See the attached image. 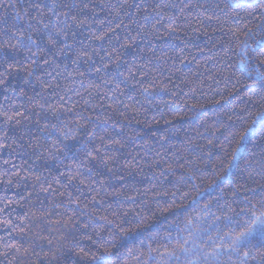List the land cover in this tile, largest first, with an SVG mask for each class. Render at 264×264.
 <instances>
[{"label":"snow or ice","instance_id":"obj_1","mask_svg":"<svg viewBox=\"0 0 264 264\" xmlns=\"http://www.w3.org/2000/svg\"><path fill=\"white\" fill-rule=\"evenodd\" d=\"M0 12V264H264V111L209 128L195 103H177L210 29L221 67L264 107V0H0ZM141 97L170 111L150 122ZM161 120L170 127H152ZM137 176L162 205L154 225L140 227L150 208L113 209L147 203L124 193ZM55 209L53 237L42 222Z\"/></svg>","mask_w":264,"mask_h":264},{"label":"trees","instance_id":"obj_2","mask_svg":"<svg viewBox=\"0 0 264 264\" xmlns=\"http://www.w3.org/2000/svg\"><path fill=\"white\" fill-rule=\"evenodd\" d=\"M9 16L11 15V10L9 9ZM3 13L0 12V16H2ZM209 23H215L209 22ZM205 31L208 33L207 35L200 34L196 38V43L199 45V50L193 49L195 54L197 55L196 60H192L190 68H184L183 73H179L178 75H184L185 83L181 84L180 87L184 89V93H187V95L180 94L179 99L177 100V103L179 104L182 100H187L189 103H195L197 105L196 111L202 112L203 115L201 117V121H206L207 126L209 128H212V125L214 122L219 118L220 120L227 121V117L229 115L233 116V119H236V113H241L242 109H247L248 111L243 113L245 117H248V114L251 113L252 117H254L255 113L258 111H264V107H257L255 105V101L257 100V96L253 94L252 92L247 91L246 85L249 84V81L243 80L241 77V74L239 71H236L235 68L232 69H224L221 67V64L223 63L222 57L223 52L218 50L219 47V32H213L210 29H205ZM241 39H243V36H241ZM179 43V41H176ZM188 59H191L189 57ZM235 73V75H233ZM186 74V75H185ZM219 79V83H216V79ZM255 87V86H254ZM239 90V91H238ZM236 96H233L232 93H237ZM252 96V102H248V96ZM87 98V97H86ZM74 99H78V97H74ZM163 101H168L169 99H175L174 97H170L168 94H162ZM141 100L144 104V109H141V112L144 116L148 118V120L151 122L152 120V114L155 112V109L157 106L160 108H163L165 112L170 111V108L165 105L164 103H159L161 100V97H157L156 101H153L151 98L144 100L143 97H141ZM220 101V103H215V101ZM147 109V111H145ZM189 116L194 115V113L190 112L188 113ZM157 118H159L157 114ZM251 118V117H249ZM70 119V116H69ZM201 121H197L196 124L193 125H185L184 129H187L189 131V134H195V129L200 126ZM240 123L239 121L237 122ZM152 127H160L161 129H168L170 126L165 124L163 120L160 121V124L157 126L154 123L152 124ZM184 129L181 130V132L178 134V137L173 138V145L176 148L181 147V141L184 139ZM203 130V129H201ZM214 131V129H212ZM217 136H219V133H216ZM222 139V138H221ZM224 147H228L226 144ZM221 148L219 145L214 149V152H220ZM169 155H171V152H169ZM148 169H145V172H147ZM238 175V173H237ZM171 179V177H170ZM211 179L210 174L204 178V182L201 183V181H197V183L201 184L200 191H203L205 187H207L208 181ZM144 180L143 183H138L137 181ZM135 184V187L137 191H129L128 189H124V193H126L129 196H134L138 201L140 200H146V204H133L130 200H126L125 203L122 205H116L113 204V209H117L120 211H128L129 209H136L139 211L141 208L144 209H152L153 212H155V215H152L151 212H145L144 218L142 220V223L140 227H144L145 225H154L156 221L163 219V214L159 211H156L158 207H161L162 205H157L154 202V193L152 191H146L150 187L147 180L144 177L137 176L136 180L133 181ZM168 188H171L172 186L170 184L166 185ZM223 192H221L220 189H217L212 196L206 197L205 201L211 199L215 200V197L224 195L225 193H228V186L222 185ZM110 194L112 193V189L107 190ZM119 191V189H117ZM12 193L9 192L8 195H11ZM191 195H195V192H192ZM230 195V193H229ZM121 199L124 198L123 195L120 197ZM161 201L170 199V196H163L161 195L158 197ZM109 201L113 200L114 197L112 195H109L107 197ZM181 204H187V199H181ZM41 205H37V208H40ZM175 207V206H174ZM235 207V205H234ZM44 209H49L50 204L48 201H45L43 205ZM19 211V210H18ZM63 211L62 209H55L53 210V216L48 218L51 220V223H48L47 220L42 222V225L44 228H51V236H56V227L58 226L57 222L60 219V217L57 215L58 212ZM112 210H109V219H115L117 222L120 221L119 217L114 216L111 214ZM39 215V213H37ZM101 215H104V213H101ZM100 223H104L103 220L100 221ZM132 232H137L138 228L137 225L131 224L130 225ZM165 231V227L161 228V232ZM194 231H195V225H194ZM45 235H49V233H45ZM173 235L175 233L173 232ZM212 235H215V233H212ZM186 239H189L190 241H194L195 244H199L201 247L204 246V244H201V241L198 239H195L194 236L189 237L187 233L184 234ZM204 242L207 243V237H204ZM41 243L47 245V241H41ZM134 247L138 248L140 247L139 242H137ZM42 264V262H41ZM134 264V262H133ZM170 264H176L175 261H171Z\"/></svg>","mask_w":264,"mask_h":264}]
</instances>
